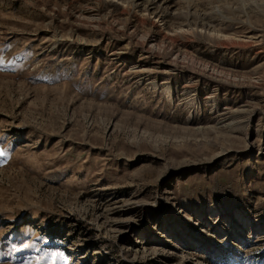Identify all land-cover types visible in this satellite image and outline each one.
Masks as SVG:
<instances>
[{
	"label": "rangeland",
	"instance_id": "1",
	"mask_svg": "<svg viewBox=\"0 0 264 264\" xmlns=\"http://www.w3.org/2000/svg\"><path fill=\"white\" fill-rule=\"evenodd\" d=\"M0 264H264V0H0Z\"/></svg>",
	"mask_w": 264,
	"mask_h": 264
}]
</instances>
